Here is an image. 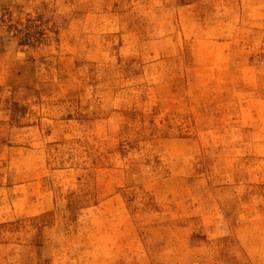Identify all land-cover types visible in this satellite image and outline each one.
Returning a JSON list of instances; mask_svg holds the SVG:
<instances>
[{
    "label": "rangeland",
    "instance_id": "1",
    "mask_svg": "<svg viewBox=\"0 0 264 264\" xmlns=\"http://www.w3.org/2000/svg\"><path fill=\"white\" fill-rule=\"evenodd\" d=\"M4 183L0 264H264V0H0Z\"/></svg>",
    "mask_w": 264,
    "mask_h": 264
},
{
    "label": "crops",
    "instance_id": "2",
    "mask_svg": "<svg viewBox=\"0 0 264 264\" xmlns=\"http://www.w3.org/2000/svg\"><path fill=\"white\" fill-rule=\"evenodd\" d=\"M5 187V189L8 187L9 189L10 188H14L15 187V185H13V184H6V183H4V184H0V201H1V194L2 193H4V191H1L2 190V188H4ZM15 189V188H14ZM9 191H11V189L9 190ZM23 203H25L26 205L24 206V207H21L20 209H22V208H25V209H27V210H35V211H38V209H40V208H44L42 205H40V203L39 202H37V201H31V202H23ZM14 205H15V202L13 203ZM13 207H11V205H10V209H12ZM18 208L19 207H16V208H13V210H12V212L13 213H15L17 210H18ZM6 208L4 207V208H2V207H0V215L4 212V210H5ZM19 209V210H20ZM37 212H35L34 214H36Z\"/></svg>",
    "mask_w": 264,
    "mask_h": 264
}]
</instances>
